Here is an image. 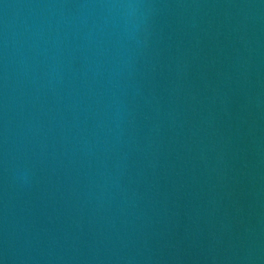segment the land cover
Instances as JSON below:
<instances>
[{
    "label": "water",
    "instance_id": "water-1",
    "mask_svg": "<svg viewBox=\"0 0 264 264\" xmlns=\"http://www.w3.org/2000/svg\"><path fill=\"white\" fill-rule=\"evenodd\" d=\"M0 0L3 264H264V0Z\"/></svg>",
    "mask_w": 264,
    "mask_h": 264
},
{
    "label": "clouds",
    "instance_id": "clouds-1",
    "mask_svg": "<svg viewBox=\"0 0 264 264\" xmlns=\"http://www.w3.org/2000/svg\"><path fill=\"white\" fill-rule=\"evenodd\" d=\"M107 7L122 10L124 13L125 24H132L135 26L137 11L148 7V5L139 2V0H124V2L113 3L107 5ZM0 264H3L2 260H0Z\"/></svg>",
    "mask_w": 264,
    "mask_h": 264
}]
</instances>
